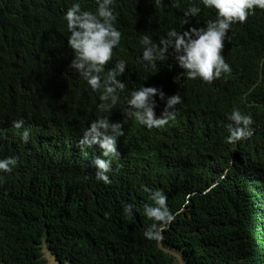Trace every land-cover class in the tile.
I'll use <instances>...</instances> for the list:
<instances>
[{
	"label": "trees",
	"instance_id": "trees-1",
	"mask_svg": "<svg viewBox=\"0 0 264 264\" xmlns=\"http://www.w3.org/2000/svg\"><path fill=\"white\" fill-rule=\"evenodd\" d=\"M76 2L84 10L97 6L0 0V159L19 157L12 172L0 173V264H47L43 248L60 264H178L158 238L144 237L151 223L145 186L161 189L177 213L162 244L184 264H264V10L232 25L222 51L232 71L206 84L188 80L172 59L145 70L139 38L148 34L157 44L173 28L204 27L214 11L201 6L181 25L189 0H162L163 7L115 0L122 37L105 70L124 59L118 79L127 87L108 114L98 109L99 93L68 69L73 53L63 17ZM140 86L182 97L174 123L147 129L123 115ZM156 100L159 116L164 105ZM233 109L250 114L254 128L236 145L226 139ZM101 116L122 121L125 133L108 185L95 180L99 147L78 145ZM17 119L30 130L27 144L23 129L12 126ZM125 204L134 206L133 215L124 214Z\"/></svg>",
	"mask_w": 264,
	"mask_h": 264
},
{
	"label": "clouds",
	"instance_id": "clouds-1",
	"mask_svg": "<svg viewBox=\"0 0 264 264\" xmlns=\"http://www.w3.org/2000/svg\"><path fill=\"white\" fill-rule=\"evenodd\" d=\"M95 2V11L84 10L76 2L64 14L67 46L73 53L68 69L78 74L92 92L99 93V111L110 114L120 100V94L126 90V83L118 77L125 73L127 65L124 59H119L110 70H105L113 58V50L120 45L122 33L116 27L117 16L113 9L115 0ZM154 6L163 7L162 0H154ZM201 6L215 13V18L207 21L204 27H189L179 32L173 28L157 44L148 34L140 36L139 43L143 48L140 62L145 70H156L157 62L172 59L188 80L211 84L222 75L231 73V66L222 54L229 30L236 23L246 22L257 9L264 10V0H189L180 24H189L190 19L201 12ZM157 97L164 105L159 116L155 113ZM181 103L182 97L178 93L166 96L156 87L140 86L131 91L126 99L123 115L147 129H161L175 122L176 106ZM227 119L229 123L225 127L229 133L226 137L229 144L236 145L252 137L254 128L250 114L233 109ZM12 126L17 130L23 129L20 139L23 144H27L30 130L24 127V120H14ZM123 129L122 121L110 122L108 116H101L90 122L78 142L81 151L93 145L101 150L102 158H96L92 167L95 169V180L105 185L112 183L109 174L114 172L113 159L120 158L117 143L118 138L125 134ZM18 162V156L0 159V173L12 172ZM84 167L87 169L88 166ZM144 191L151 201L143 206L144 215L151 221L144 230V237L155 240L175 220L177 213L170 210L168 198L161 189L145 186ZM133 207L132 204H125L124 214L133 215ZM108 215L105 213L106 217Z\"/></svg>",
	"mask_w": 264,
	"mask_h": 264
},
{
	"label": "water",
	"instance_id": "water-1",
	"mask_svg": "<svg viewBox=\"0 0 264 264\" xmlns=\"http://www.w3.org/2000/svg\"><path fill=\"white\" fill-rule=\"evenodd\" d=\"M263 63H264V60L262 61V64H263ZM158 247H159V249H160L161 251H163V252L166 253L167 255H169V256H171V257H174V258L177 260L178 264H184L183 259H182V257H181L180 254H178V253L175 252L174 250H170V249L165 248V247L163 246V244H162V232H161L160 236L158 237ZM43 253H44V258H45V260H46V257H48V256L51 258V260H52V263H51V264H60L59 262H56V261H55L54 257L51 256V255L49 254V252L45 250V248H43Z\"/></svg>",
	"mask_w": 264,
	"mask_h": 264
},
{
	"label": "rangeland",
	"instance_id": "rangeland-1",
	"mask_svg": "<svg viewBox=\"0 0 264 264\" xmlns=\"http://www.w3.org/2000/svg\"><path fill=\"white\" fill-rule=\"evenodd\" d=\"M46 261H47V264H51L52 263V260H51V258L49 256L46 257Z\"/></svg>",
	"mask_w": 264,
	"mask_h": 264
}]
</instances>
